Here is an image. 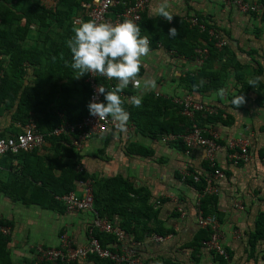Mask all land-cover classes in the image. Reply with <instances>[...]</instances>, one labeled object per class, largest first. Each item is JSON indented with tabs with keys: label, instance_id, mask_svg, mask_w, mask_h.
Segmentation results:
<instances>
[{
	"label": "crops",
	"instance_id": "crops-1",
	"mask_svg": "<svg viewBox=\"0 0 264 264\" xmlns=\"http://www.w3.org/2000/svg\"><path fill=\"white\" fill-rule=\"evenodd\" d=\"M58 1L39 0L49 10H55ZM119 1L124 8V3L133 6L136 0ZM147 1L148 6L140 24L141 30L146 31L142 37L153 36L156 42L150 44L149 55L142 58L138 76L140 88L128 86L125 89L131 91L132 96L141 97L150 93L164 99L191 96L196 102L213 107L216 110L213 116L218 118L205 121L204 117L197 124L206 135L216 136L221 149L215 153L214 163L225 176L214 181L216 194L203 195L206 185L198 191L190 183H197L195 177L207 179L212 174L213 168L207 158L206 148L197 147L187 153V147L181 140L165 143L163 137L167 135L151 139L137 132L129 120L123 129L120 127L94 134L81 150H76L70 142V149L75 155L72 161L79 172L97 179L122 178L128 184H134V187L141 189L138 198L141 202L147 195L141 208L149 217H143L140 231L145 229L150 236L138 242L125 234L118 241L121 244L120 254L132 252L146 264H264V80L255 87L248 83L256 77H264V0H245L259 7L255 13L240 11L234 4L235 0H168V10L174 15L171 23L155 12L161 0ZM119 6L116 11L123 9ZM83 10V15L89 18L88 11L84 7ZM116 14H109L108 20H113ZM198 19L212 28L208 35L216 40L217 46L225 47V56L213 59L207 66L204 64V54L199 53L203 51L201 47L195 50L197 56L192 58L179 55L168 47L169 44H175L168 36L170 28L175 27L179 33L189 36L191 41L193 36L190 31L193 26H198ZM82 22V17L74 19L77 27ZM184 22L188 30H180V27H185ZM61 31L53 27L49 35L53 37ZM39 35L40 29L34 23L26 36L24 47L30 50L44 48L45 44L38 41ZM182 40H177L180 47L190 48ZM204 45L205 42H202ZM204 66V69L210 70L205 71L204 75L218 72L224 75L221 86L205 89L204 84H198L194 87L192 77ZM23 70L25 75L19 81L20 90L16 101L11 106L0 104V136L6 138L23 133L31 121H40L45 133L53 126L69 122L63 113L48 114L46 110L38 115L32 113L33 118L26 125L18 120L20 98L27 89L26 94L39 103L40 108L46 102L45 99L54 95L53 90L51 93L49 91L50 77L46 70L38 71L29 63L23 65ZM146 80H154L156 87L146 88ZM204 80L206 83L211 82V79ZM61 83L66 85L68 81L62 80ZM243 85L248 87L243 93L246 103L237 109L231 101L241 95ZM67 89L68 93L74 94L69 100L72 104L81 101V86L74 89L72 84ZM221 89L224 90L223 97L219 94ZM67 113H70V117L75 114L73 110ZM241 141L248 145L250 158L236 163L229 157V146ZM53 149L54 146L46 139L45 145L36 151V157L43 159L46 168L50 164L47 156ZM142 149L147 154L141 153ZM36 157L27 160L30 171H38L35 167ZM23 164V157H0V185L14 180ZM61 175L60 169L54 171L55 177ZM75 185L76 190L71 193L82 195L83 182L76 181ZM203 201H206L205 207L212 214L204 215ZM62 207V212H58L36 205L26 206L0 193V220L6 219L14 224L11 230L12 257L21 259L29 253L31 257L27 259L39 260L40 249L59 248L62 246L61 237L66 234L74 248L88 245L90 235L95 236V229L99 230L94 227V221L99 217L94 205L93 210L73 213L64 208V203ZM199 216L215 217L218 228L200 226ZM120 221L118 218L117 222ZM215 234L217 244L224 249L226 257L204 246L206 241L212 242Z\"/></svg>",
	"mask_w": 264,
	"mask_h": 264
},
{
	"label": "trees",
	"instance_id": "trees-1",
	"mask_svg": "<svg viewBox=\"0 0 264 264\" xmlns=\"http://www.w3.org/2000/svg\"><path fill=\"white\" fill-rule=\"evenodd\" d=\"M0 0V104H6L11 106L13 101L18 98L20 90V79L25 75L23 65L29 63L33 65L36 70H46L50 77V93L53 90L54 95L49 99H45L46 102L40 108L39 103L31 100L27 91L20 98L18 105V120L23 125H26L34 115L41 114L43 111H47L48 114L56 115L57 112L64 114V117L70 123L80 122L89 113L88 105L90 103L91 89L87 82L88 74L86 73L81 77V80L77 79L79 70L72 68L73 56L70 48L67 46V41L74 37V19L76 17H82L83 22L90 21L88 16L83 15V3L91 2L92 0H59L55 10H49L44 8L39 0ZM118 7V6H117ZM119 8H123L122 5ZM124 9V8H123ZM122 9V10H123ZM116 11L113 9V13L122 11ZM141 21L137 24L140 29L142 26ZM36 24L40 29V35L38 41L45 44V47H37L34 50L26 49L24 47L26 36L29 33L31 25ZM188 30L186 23H183ZM203 26V28L201 27ZM56 30L61 29L58 35L51 37L49 32L52 28ZM202 29H204L202 31ZM209 29L206 22L198 19V26H193L190 34L193 36L192 40H189V36L179 33L175 38H170L175 44H169L168 47L174 49L177 54L188 56L190 58L197 56L195 50L201 47V50L207 52L204 53L203 58H206L204 64H210L213 59H222L225 56V47H218L216 40L210 38ZM145 30H141L145 33ZM189 32V31H188ZM189 35V34H188ZM150 44L154 45L156 38L153 36H147ZM178 38L182 43L190 45V48L186 49V46L180 47ZM184 40L186 42H184ZM5 41V43H4ZM202 42L205 45L202 46ZM171 45V46H170ZM8 58H7V57ZM47 65V66H44ZM206 65V66H207ZM37 66V67H36ZM203 67V69L192 77V83L194 86H198L203 81L204 87L214 88L221 86L224 81V75L220 72L213 73L211 75H204L205 71H210ZM55 72L56 74H53ZM3 76L1 77V75ZM207 76V78H206ZM210 80V83H206V80ZM62 80H67L68 83L63 85ZM98 82L101 86L107 90H111L118 84V81L108 80L106 77H99ZM81 86L82 99L77 104H72L69 100L74 94L68 93L70 85ZM202 86V84H201ZM244 89L240 92L243 95L248 88L247 85H243ZM26 94V97L24 95ZM133 94L131 91L124 89L119 95L123 100V107L130 113L129 122L132 123L137 132L149 137L151 139H158L159 136L175 134L184 135L194 131L199 127L198 121L205 117V121L209 119H217L218 117L206 115L198 112L191 120L182 115V107L174 103V99H164L156 96L153 93L144 95L142 97V106L137 108L133 106L129 100ZM103 95V94H102ZM244 96V95H243ZM12 102V103H10ZM103 103L106 100L102 99ZM54 105V107H50ZM76 109V110H75ZM75 112L73 116H69L67 111ZM76 112L78 113L76 115ZM111 117V116H109ZM36 118V117H34ZM49 119V118H48ZM39 121V120H38ZM36 122L37 129L40 133L48 134L46 130L40 127V121ZM45 127V126H43ZM21 134V133H20ZM206 135V134H205ZM208 136V135H206ZM1 138H6L4 135ZM54 149L47 156L50 161L49 166L46 168L42 162V158L36 157V150L32 152H22L20 154H7L8 158L19 159L23 157L24 164L19 174L14 180L0 185V193L11 198L13 201H20L26 206H39L45 210H52L62 212L63 202L58 197H63L76 190V181H82L83 183L91 181L94 192V209L98 213L99 217L106 218L116 229L123 231L132 240L141 242L145 237L150 236L147 230L140 231L142 225V219L148 218L149 214L143 212L141 208L142 203L146 200V196L143 197V202L140 198L139 188L134 187V184H128L122 178H112L110 180H102L92 177L84 172L77 170V165L72 161L75 156L70 149L71 141L66 136L61 137H47ZM140 152V151H139ZM141 153L147 154V151L143 150ZM74 155V156H73ZM36 157L38 171H30L28 169V158ZM40 169V170H39ZM60 169L62 175L60 177L54 176V171ZM37 173V174H36ZM207 179H199L197 183L194 181L190 184L198 191L204 189ZM19 188L26 191L22 193ZM22 193V194H21ZM206 201L202 202V209L204 215L212 214V211H208L205 207ZM66 209V206L64 205ZM146 216V217H145ZM121 219L117 222V219ZM0 225L9 227L11 230L14 228L12 221L6 219L0 220ZM95 238L98 239L104 248L110 249L113 253L120 254L121 244L118 242L114 234H109L103 231L95 229ZM12 238L13 232L10 235H5L0 232V264H15L12 257ZM18 264H65L61 261H40L37 259H23ZM72 264H116L111 260L100 259L96 255L88 256L87 259H82ZM127 264V263H122ZM154 264V263H153ZM158 264V263H155Z\"/></svg>",
	"mask_w": 264,
	"mask_h": 264
},
{
	"label": "built area",
	"instance_id": "built-area-1",
	"mask_svg": "<svg viewBox=\"0 0 264 264\" xmlns=\"http://www.w3.org/2000/svg\"><path fill=\"white\" fill-rule=\"evenodd\" d=\"M234 4L237 5L240 11L244 13H255L259 11V7L257 5L250 4L245 0H235ZM118 5H121V1L119 0H92L90 3H84L83 7L88 11L90 21L94 20L97 23L107 22L115 25L130 19L138 24L142 19V14L148 6V1L136 0L133 6L124 3L125 6L122 12L117 13L113 20H108V15L111 14L113 9ZM199 53L202 55L206 52L200 51ZM99 77L105 76L99 75L98 73H88L87 82L91 89L90 102L93 100H95V102H102V94H100L98 99H96L97 89L99 86H101V84L98 82ZM174 103L180 105L183 108L182 114L190 119H193L198 112L210 116L216 113V110L213 107L196 102L191 96L174 99ZM119 128V123L114 121L112 117L108 116L99 120L98 117H93L88 114L80 122H65L61 125H58L46 135L40 133L37 129L36 123L31 121L23 133L8 138L0 137V157L7 154L17 155L22 152H32L36 149L42 148L46 143V138L51 136H66L70 139L73 147L76 150H81L85 142L91 139L94 134L105 133L111 129ZM176 140L182 141V143L187 147V153H190L191 150L197 147L206 148L207 158L210 161L213 170L212 174L207 177L206 188L203 190V195L216 194L217 190L214 187V181L221 180L225 176L224 173L218 169L214 163L215 153L221 149L216 136H206L202 129L196 128L194 131L184 135L170 134L163 137V141L165 143ZM229 150L230 159L234 160L236 163L239 161H248L250 158L248 145L246 142H233L229 146ZM195 180L199 181V178L195 177ZM83 184L84 189L82 191V195L70 193L63 197H58V199L64 203L67 211L70 213L93 210L94 193L92 182L88 181ZM198 222L202 227H210L213 229L218 228V221L212 216H199ZM94 227L98 228L100 231L114 234L118 241L125 237V233L123 231L116 229L111 223L99 217L95 219ZM0 232L5 235H10L11 229L9 227L0 225ZM211 241L212 242L206 241L204 246L210 251H214L218 255L226 257L224 249L221 247V245L217 244L216 234L213 236ZM61 245L62 246L59 248H50L46 250L40 249L39 260L51 262L61 261L65 264H72L80 259L85 260L88 258V256L96 255L100 259L111 260L116 264H146L140 257H138V255L133 254L132 252L122 255L113 253L108 248H104L100 241L94 237V235H90L88 245L80 248H74L68 235L66 234L61 238Z\"/></svg>",
	"mask_w": 264,
	"mask_h": 264
},
{
	"label": "clouds",
	"instance_id": "clouds-1",
	"mask_svg": "<svg viewBox=\"0 0 264 264\" xmlns=\"http://www.w3.org/2000/svg\"><path fill=\"white\" fill-rule=\"evenodd\" d=\"M155 12L169 23L173 21L174 15L168 10V0H161ZM73 31L75 35L73 39L67 41V46L73 56L72 68L79 70L77 79L86 73H98L109 80L118 81L111 90L98 87L96 99L103 94L106 103L95 100L90 102L88 105L90 115L98 117L99 120L111 116L123 129L130 118V113L123 107L124 102L119 93L128 86L140 88L141 81L138 76L142 58L150 53L149 38L142 37L140 27L130 19L115 25L91 20L74 27ZM178 35L175 27L169 29L170 38ZM261 80H264V77H256L248 83L255 87ZM144 85L146 88L156 87L154 80H146ZM219 94L223 97L224 90L221 89ZM129 100L137 108L142 106L141 96H132ZM231 103L238 109L246 103V98L239 95Z\"/></svg>",
	"mask_w": 264,
	"mask_h": 264
},
{
	"label": "rangeland",
	"instance_id": "rangeland-1",
	"mask_svg": "<svg viewBox=\"0 0 264 264\" xmlns=\"http://www.w3.org/2000/svg\"><path fill=\"white\" fill-rule=\"evenodd\" d=\"M35 209L37 210V211H40L37 207H35ZM62 238V237H61ZM22 239V238H21ZM56 243V238H54V240H53V244H55ZM29 257H31V254H29V253H27L26 255H24V257H21V259H19V258H17V257H13L14 258V262H15V264H18L21 260H23L24 258H29Z\"/></svg>",
	"mask_w": 264,
	"mask_h": 264
}]
</instances>
